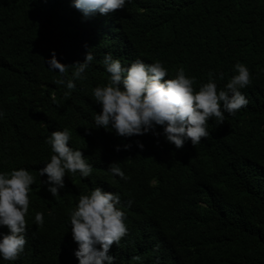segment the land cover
Segmentation results:
<instances>
[{"label": "trees", "instance_id": "obj_1", "mask_svg": "<svg viewBox=\"0 0 264 264\" xmlns=\"http://www.w3.org/2000/svg\"><path fill=\"white\" fill-rule=\"evenodd\" d=\"M85 45L93 60L83 79L72 90L55 84L60 74L44 62L50 50L70 77ZM105 51L122 66L143 55L171 76L183 67L196 89L209 73L223 88L239 61L249 71L241 89L248 104L224 113L221 124L209 118V135L194 146L177 149L151 130L118 136L93 121L100 105L91 90L109 75ZM0 111V171L23 167L34 177L24 249L0 264H78L68 214L94 186L132 203L127 231L109 249L113 264H264V0H127L87 18L70 0H0ZM65 127L91 173H66L52 197L38 169L52 154L45 137ZM124 143L130 147L114 150ZM110 162L126 181L108 171ZM36 212L42 224L34 223Z\"/></svg>", "mask_w": 264, "mask_h": 264}, {"label": "clouds", "instance_id": "obj_2", "mask_svg": "<svg viewBox=\"0 0 264 264\" xmlns=\"http://www.w3.org/2000/svg\"><path fill=\"white\" fill-rule=\"evenodd\" d=\"M70 2L87 18L97 12L106 14L124 8L127 0ZM85 48L83 60L71 63L73 68L70 77L66 73V64L56 58L54 49L50 50L44 62L50 70L60 74L54 80L55 84L72 90L75 87L74 80L83 79L82 74L93 60L92 52L87 45ZM102 55L101 64L109 75L107 83L91 90V96L100 105V111L93 114L94 127H103L118 136L142 135L151 130L153 135H163L177 149L185 141L194 146L202 137L209 135V118L214 117L216 123L221 124L224 122V113L234 114L248 104L241 89L250 83L249 71L239 61L233 64V74L223 88L209 73L208 80L201 82L196 89L194 78L187 76L183 67H178L175 75L171 76L160 61L151 57H128L122 66L109 52L105 51ZM222 76L223 73H217V77ZM63 95L67 97L70 92L64 91ZM2 116L3 112L0 111ZM157 125L161 126L160 133L156 132ZM69 140L70 132L66 127L51 130L45 137L52 154L38 172L40 177H44L41 184L46 185L52 197L64 187L63 177L66 173H78L81 178L91 173V165L79 148L74 149L69 145ZM136 144L143 149L142 142L138 140ZM121 147L127 149L130 144H117L114 150L119 151ZM108 171L115 178L128 179L115 162L109 163ZM33 181V175L23 167L0 171V225L9 230L0 233V260L14 261L24 249L25 214L29 205L27 193ZM89 190L79 196L75 207L68 214L72 239L77 244L73 254L78 264H113L114 256L109 249L113 243L118 244L126 233L125 224L132 203L108 187L94 186ZM117 204L125 205L127 209H120ZM33 221L37 225L42 224V213L36 212ZM132 259L139 257L134 256Z\"/></svg>", "mask_w": 264, "mask_h": 264}]
</instances>
